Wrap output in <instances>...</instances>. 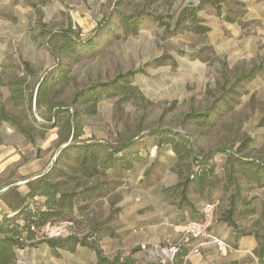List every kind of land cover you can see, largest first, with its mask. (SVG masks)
<instances>
[{
    "label": "rangeland",
    "instance_id": "obj_1",
    "mask_svg": "<svg viewBox=\"0 0 264 264\" xmlns=\"http://www.w3.org/2000/svg\"><path fill=\"white\" fill-rule=\"evenodd\" d=\"M186 8L196 22L178 23ZM124 17L139 23L136 33L124 32ZM194 26L208 31L196 34ZM123 75L137 90L128 99L102 94L94 114L87 113L91 102L73 103L76 93L94 86L98 92L97 85ZM0 111V220L9 211L3 197L12 202L11 189L25 194V181L48 171L71 142L75 122L76 141L100 142L136 159L130 170L91 181L102 197L78 203L82 215L74 211L38 232L92 235L94 248L42 244L20 251L17 264H94L98 251L150 263L155 246L179 240L184 225L167 227L178 228V236L166 229L159 241L146 238L148 223L166 209L156 190L174 181L165 167L169 137H182L181 152L191 153L177 161L175 174L195 161L212 170L220 201L209 230L223 222L237 187V206L248 202L258 216L241 232L257 231L264 244V187L238 170L239 161L264 164V0H0Z\"/></svg>",
    "mask_w": 264,
    "mask_h": 264
},
{
    "label": "trees",
    "instance_id": "obj_2",
    "mask_svg": "<svg viewBox=\"0 0 264 264\" xmlns=\"http://www.w3.org/2000/svg\"><path fill=\"white\" fill-rule=\"evenodd\" d=\"M191 9H184L185 12L179 17L178 23L185 19H191V22H196V14ZM128 19L127 17L123 19L124 32L134 34L139 23L130 22ZM190 31L196 34H203L208 31V28L194 26L190 28ZM60 34L67 37L68 33L62 32ZM72 46L73 44L70 43V47ZM255 70L257 69H253L251 73H254ZM97 87H100L98 92L96 91V86H94L86 92L76 93L73 97V103L83 105L91 102L87 113L94 114L95 105L102 94H106L109 97L121 95L124 99H128L129 96L137 92L135 86L132 85L126 75L119 76L111 82L99 84ZM36 94L39 100V89ZM0 118H5L2 111H0ZM71 133V142L59 152L54 164L48 171L25 181V185L28 188L25 194L19 193L16 188L11 189L15 191L13 193L14 198H12L13 204L3 197V203L9 208V211L2 215L0 220V264H17L20 251L38 247L42 244L53 250L62 249L70 252L75 251L77 247L94 248L92 245L96 243L98 238H94L92 235L82 238L74 235L47 238L38 236V232L46 224L63 221L65 217L74 211H78L82 215L85 207L79 206L78 203H86L102 197L100 188L91 181L109 172L116 173L124 169L130 170L133 167L132 162L136 161V159H128V156H132L126 153L118 156L122 149L112 151L100 142L76 141L80 136L78 122H75V127ZM165 143L170 145V149L175 156L173 168H176L178 160H185L191 155L190 152H181V149L186 147V142L182 137L177 139L169 137L165 140ZM197 158L199 159L197 155H194L192 159L197 160ZM238 163H240L238 170L246 181L249 183L255 182L258 187H264V164L240 161ZM201 164L198 161H195L194 164L190 162L188 165L189 169H187L185 174L177 173L179 182L165 190V192H172L173 195L178 194L183 201L184 199L186 200V193L189 192L190 194L192 192L202 198L204 205L212 204L216 201L219 202V198H214L217 186L209 182L213 174L212 170ZM228 177L235 185L234 177L232 175ZM9 189L7 188L5 191H9ZM234 189L235 194L230 199L228 211L223 219L227 223H232L234 218L244 215H257L256 208L248 202H240L239 207L237 206L239 203L237 201L238 188L235 187ZM261 217L264 225V214ZM260 224L261 222L258 224L254 223L253 228L260 227ZM105 231L109 237H115L110 228L105 229L103 232ZM251 232L258 242V246L254 251L255 258L259 264H264V244L261 242L257 231ZM89 238H92L93 242H89ZM183 251L176 258L175 264H187L184 260L187 253ZM96 257L94 264H134L119 257L109 259L102 256L99 251Z\"/></svg>",
    "mask_w": 264,
    "mask_h": 264
},
{
    "label": "crops",
    "instance_id": "obj_3",
    "mask_svg": "<svg viewBox=\"0 0 264 264\" xmlns=\"http://www.w3.org/2000/svg\"><path fill=\"white\" fill-rule=\"evenodd\" d=\"M13 3H19L21 0H11ZM19 22L23 20L19 19ZM170 153L171 165L165 166L168 173L173 175V183L168 186H163L156 190V199L158 204L166 205L164 214L158 216L157 220H152L146 226L147 228V239L151 242L159 241V239L164 237L166 229L170 230L171 237L178 236V232L171 230V227L181 226L190 221H197L201 218L200 209L203 205L202 198H199L194 193L187 192L186 200L184 201L178 196V194L173 195L172 192H165V190L175 186L179 182V177L173 171V163L175 161V156L172 152ZM169 170V171H168ZM150 185L148 182H141L140 186L147 187ZM192 197V198H191ZM195 197V198H194ZM150 208H146L148 211ZM244 217V218H243ZM257 215H244L241 218H234L232 223H227L225 221L217 223L216 221L212 225L211 232L217 235L219 238L223 239L227 243L231 244L235 250L231 252H220L212 244H206L200 247L198 254H187L186 262L187 264H255V260L251 257L254 255V251L258 246V242L254 237L252 232H241V228L248 227L250 224L256 220ZM245 219V220H243ZM170 228H167V227ZM119 236V235H118ZM187 253L185 249L183 251ZM141 254V252H138ZM137 255V253L135 254ZM134 259V256L133 258ZM137 259V257L135 258ZM135 264H150L145 262L140 257Z\"/></svg>",
    "mask_w": 264,
    "mask_h": 264
},
{
    "label": "built area",
    "instance_id": "obj_4",
    "mask_svg": "<svg viewBox=\"0 0 264 264\" xmlns=\"http://www.w3.org/2000/svg\"><path fill=\"white\" fill-rule=\"evenodd\" d=\"M218 201L212 204H203L200 209L202 218L198 221H191L183 226L181 238L176 241L167 240L162 244L154 247L155 259L150 263L155 264H175L176 258L183 250H187V254H198L201 246L206 244L214 245L220 252L234 251L229 243L219 238L209 230V221L212 219L213 210L217 206ZM144 248V247H143ZM187 254L184 260L187 258ZM255 264H259L257 259Z\"/></svg>",
    "mask_w": 264,
    "mask_h": 264
}]
</instances>
